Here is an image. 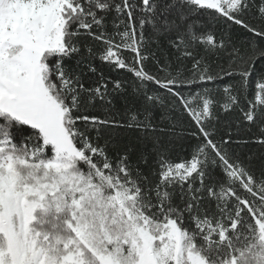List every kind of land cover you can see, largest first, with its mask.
Listing matches in <instances>:
<instances>
[{
  "label": "snow or ice",
  "instance_id": "6c2138e0",
  "mask_svg": "<svg viewBox=\"0 0 264 264\" xmlns=\"http://www.w3.org/2000/svg\"><path fill=\"white\" fill-rule=\"evenodd\" d=\"M0 264H264V0H0Z\"/></svg>",
  "mask_w": 264,
  "mask_h": 264
}]
</instances>
